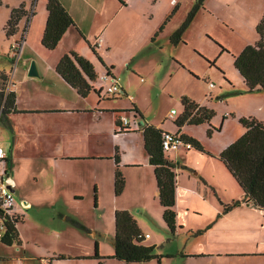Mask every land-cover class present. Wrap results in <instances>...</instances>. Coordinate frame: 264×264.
Instances as JSON below:
<instances>
[{"label":"rangeland","instance_id":"374dc122","mask_svg":"<svg viewBox=\"0 0 264 264\" xmlns=\"http://www.w3.org/2000/svg\"><path fill=\"white\" fill-rule=\"evenodd\" d=\"M198 2L199 0L188 7L182 4L176 21L185 22ZM204 2L207 5L206 10L203 9ZM202 4L186 29L187 32L185 31V41L178 49L172 51V59L163 60L153 49L144 50L132 63L138 66L125 67L121 71L122 74L116 76L120 85L126 87L128 96H117L119 99L112 100L113 96L106 94L105 90L101 91L102 96L109 99L106 102L117 106L123 111L121 114L128 117L132 131L139 129L140 121L137 113L132 112L134 107L140 110L147 124L164 132H178L175 121L184 112L183 97L214 111L215 115L211 121L214 129L210 135V125L207 123L197 126L184 125L180 132L181 135L196 139L205 152L183 147L176 152L167 153L168 159L178 165L176 172L180 194V201L177 199L179 226L175 233L171 234L164 223L154 170L148 159L146 165L141 164L147 158L143 134L113 133L119 151H134L140 161L139 169H133L121 161L126 188L118 197L115 195L114 185L110 190L106 187L100 193H95L94 181L99 185L105 180L107 182L109 178L113 181L111 171L114 173L116 167L114 161L90 166L73 163L61 165L38 157L37 150L30 149L20 153L19 158L14 160L12 170L14 179L16 178L29 194L28 198L25 193L15 194L18 207L21 206L23 198H27L29 204L27 208L19 207L24 216L23 222L18 224L24 246L19 248L17 243H13L11 247H5L0 243V255L23 256L27 250L28 257H65L61 261H55V264H126L113 259V242L115 213L118 210H127L137 223L141 234L144 237L148 235L144 245L154 246L155 254L160 258L144 264H222L223 259L195 255L205 249L206 237L203 238V233L210 227V222L206 223L210 211L200 200L208 202L210 188H216L220 195L239 192V186L219 159L220 152L236 134V128L231 125L222 130L221 126L224 116L228 114V121H235L242 127L236 108L242 107L244 98L248 95L243 91L245 87L234 67L233 56L238 55L245 43L257 39L255 24L257 23V26L260 22L257 15L264 11V0H203ZM250 7L252 8L249 9ZM254 8L256 14L253 12ZM239 20L246 24V28H243ZM231 27L234 31H231ZM15 41V38L6 37L0 27V59L4 58V53L11 54ZM32 43L31 37L30 44ZM115 45L114 42L113 46ZM36 46L43 48L41 40L37 41ZM222 48L229 53L222 52ZM102 75L95 82L98 84V90L101 86L111 84L110 81L104 82ZM210 84L213 87H210ZM91 96L98 101L97 95ZM173 109L177 112L176 120L170 118ZM109 116H113V112L108 113L107 118ZM107 126L104 121L103 130ZM12 140V131L0 123V144L6 142L3 147L9 150ZM225 176H228V181ZM199 183L201 190L198 189ZM204 185L207 186L209 196H205ZM193 193L200 198L197 200V207L202 204L201 211H193V214L188 215L186 203L182 201L192 197ZM212 198L213 203L221 209L220 215L231 211L225 212V205L214 195ZM63 216H67L68 220L65 221ZM232 217L239 218V213H233ZM179 221H189L190 226L182 225ZM259 225L261 224L258 223V227ZM96 244L101 250L100 260L93 258ZM40 259L37 258L33 264L40 263ZM224 260L228 264L241 261ZM219 261L221 262L217 263ZM247 262L250 263L249 260Z\"/></svg>","mask_w":264,"mask_h":264},{"label":"crops","instance_id":"0c3cea01","mask_svg":"<svg viewBox=\"0 0 264 264\" xmlns=\"http://www.w3.org/2000/svg\"><path fill=\"white\" fill-rule=\"evenodd\" d=\"M59 1L73 18L74 25L66 31L54 50H47L43 45L44 49L36 46L37 41L39 42L42 40L47 22V0H35L34 2L31 0H3V4L0 6V11H2L0 12V27L3 28L5 34V27L10 18L12 9L18 8L24 3L25 10L29 13L28 16L23 17L20 21L15 35L11 36V38H15L16 40L15 43L12 44L11 54L7 55L4 53V58L0 59V74L6 76V79L0 82L6 93H15V107L17 110L2 118L0 111V123H3L13 133L12 147H10L9 150L3 147V145H6V142L0 145L10 153L11 169L14 160L21 155L20 153H24L30 149L37 150L38 157L47 159L54 164L61 163L62 165V163H73L90 166L104 161H114L116 167L114 173L113 170L111 171L113 181L109 178L107 182L105 180L100 185L94 181L96 184L95 193H100L106 187L109 188V190L112 189L114 185L115 172L117 169L115 156L117 154L120 158L119 169L121 172V161L127 166H132L133 169L140 168V161H138L135 152H131L129 149L127 151L120 149V152L117 141L113 139L112 134H143L142 126L144 124H149L144 120L140 110L134 107L132 112L137 113L136 115L139 116V129L125 132L119 131V118L123 111L117 106H113L109 102H106V100L109 99L102 96L100 90L97 89L98 84H95L96 81L91 82L93 90L89 95L82 97L76 89L65 82L57 73L56 66L58 62L64 55L75 52L93 64L98 76L104 74L108 70L114 76H118L119 73L122 74L121 71H123L125 67L128 68V66L131 65L138 66L132 63H134L135 59L144 50L153 49L161 55L163 60H167L168 58L172 59V51L178 49L185 41L183 36L187 32L183 34L182 40L179 43L175 44L171 41V36L184 22L181 21L178 23L176 21L178 11L182 4L187 7L189 5L193 6L197 3V0ZM205 4V2L204 5L202 4L204 10H206L205 8L207 6ZM251 8L252 7L249 9ZM255 11L254 8L253 12L256 14ZM258 14L257 16H259V20H261L264 11ZM251 19L252 17L250 20ZM239 23L243 24V28H246L244 22L239 20ZM256 24L255 28L257 32ZM231 31H234L233 27H231ZM257 36V39L254 41L245 43V45H243L244 47H241L237 54L239 55L247 45L255 44L259 40L258 33ZM31 37L33 38L32 44H30ZM114 42L116 43L115 46H113ZM19 44L21 45L20 49L14 48L15 45ZM93 46L96 53L92 49ZM222 52L229 53L223 48ZM235 56H233V61ZM174 58L176 57L174 56ZM32 60H34L37 65L39 72L38 77L28 76ZM243 84L245 87L243 91H245L244 93L248 96L244 98L245 100L242 103V107L236 108L237 116L240 118H255L264 125V91L248 93L246 92L247 88L244 80ZM121 86L124 91H126V87L124 85ZM91 94L97 95L99 98L98 101L93 98ZM116 99L119 98H112V100ZM111 112H113V116L107 118V114ZM176 115L171 119L176 120ZM228 117L229 115L226 114L221 129L225 130L231 125L236 128V134L230 139L229 145L243 135L245 129L235 121H233V123L230 120L228 121ZM104 121L108 124L105 130H103L102 127ZM177 128L180 133L183 127L179 128L177 126ZM143 143L145 150V142ZM146 155V160L142 161L143 163L141 164L146 165L147 159L149 161L147 152ZM151 167L154 170L152 165ZM61 170H63V168ZM12 173L15 183L13 191L14 196L16 193H21V195L25 193L28 198L29 194H27V191L19 184L16 178L14 179L13 170ZM228 173L230 174L229 171ZM225 177L228 181V176ZM231 177L233 178L232 175ZM233 180L236 182L234 178ZM204 186L205 196H209L207 186ZM59 188V192L61 193V183ZM201 188L202 186L199 183L198 189L201 190ZM210 191L211 194L207 203L205 200H200L210 211L209 219L206 221V223L210 222V227L203 233V238L206 237L205 249L198 251L195 255L202 258L214 257L223 259L222 264H228L225 263L226 260L224 259H241V261H238L236 264H264V210L256 208L249 203L242 204L220 215L221 209L213 203L214 200L212 195L222 202L223 205H229L236 200L242 199L244 193L240 186L239 192L232 195H220L216 188H210ZM178 192L177 180L176 196L180 201V194ZM27 198H23V201L20 203L21 206L19 207H23L22 202H28ZM198 199H200L198 195L193 193L192 197L188 198L186 201H182L184 204L186 203L185 208L188 215L190 213L193 214V211H201L200 208L202 204L197 207ZM19 211L23 213L20 208ZM235 212L239 213V218L232 217ZM63 217L65 221L68 220L67 216ZM23 220L22 218L20 223H22ZM179 223L190 226L189 221L188 223L179 221ZM258 223L261 224L259 227ZM18 232L20 243H17V246L22 248L24 245L19 229ZM144 240L146 241L145 237ZM0 243L5 247H11V245H5L1 241ZM98 254L99 256L101 254L99 248ZM58 256L61 255L28 257L27 250H25L23 256L12 257L0 255V264H11V262L12 264H33L37 258H41V264H46L48 261L51 262V264H55V261H61L65 258H58ZM113 259L117 260L115 258ZM248 260L250 263L247 262ZM242 261L244 262L242 263Z\"/></svg>","mask_w":264,"mask_h":264},{"label":"trees","instance_id":"16d2710c","mask_svg":"<svg viewBox=\"0 0 264 264\" xmlns=\"http://www.w3.org/2000/svg\"><path fill=\"white\" fill-rule=\"evenodd\" d=\"M202 2L203 0H199L195 9L188 14L186 21L171 36L173 43L177 44L182 40L183 34L194 18L198 7L202 6ZM2 4L3 1L0 0V6ZM46 9L48 17L41 43L47 50H54L66 31L74 25V20L59 0H47ZM28 14L24 3L20 7L12 9L5 27L8 38L15 35L20 21ZM257 33L259 40L255 44L247 45L239 55L234 57V67L242 76L248 93L264 91V15L257 25ZM92 49L96 53L94 46ZM56 71L82 97L89 95L93 90L91 82L96 81L99 77L93 64L75 52L64 55L58 62ZM5 79L6 76L0 74V81ZM182 103L184 112L175 121V124L181 128L185 124L197 126L207 123L210 125L208 130L210 135L214 129L211 126L215 115L214 111L192 102L187 97H183ZM0 111L1 118L17 111L15 93H6L1 82ZM239 121L245 132L220 153L219 159L241 187L244 195L242 199L225 205L224 211L227 212L234 207L249 203L264 210V125L261 121L251 117H242ZM142 130L145 150L149 156L150 164L154 167L159 202L163 208V220L170 233L174 234L178 227L176 211V169L178 165L168 159L162 147V137L165 133L163 130L145 124L142 126ZM182 137L191 143L197 151L205 152L196 139L186 135H182ZM115 160L117 169L114 188L115 195L120 196L125 189L126 182L119 169L118 154L115 156ZM21 221L22 219L19 220V223ZM5 226V236L0 241L9 246L13 243H20L19 232L14 223H5ZM143 241L144 237L130 212L127 210L116 211L113 258L126 263H146L155 259L159 260V256L155 254V247L144 245ZM58 258H64V256L61 255ZM93 258L100 259L97 244ZM46 264H51V262L48 261Z\"/></svg>","mask_w":264,"mask_h":264},{"label":"built area","instance_id":"2783aa9c","mask_svg":"<svg viewBox=\"0 0 264 264\" xmlns=\"http://www.w3.org/2000/svg\"><path fill=\"white\" fill-rule=\"evenodd\" d=\"M20 47V44L14 46L16 49H20ZM101 79L104 82L110 81L111 84L105 87L101 86L100 92L105 90L106 94L113 97L127 95L120 85L118 78L109 70L102 75ZM210 87H213V85L210 84ZM175 115L176 110H172L170 118H174ZM119 120V131L125 132L132 129L131 122L127 116L121 114ZM162 147L166 154L176 152L183 147L188 150L193 148L192 144L184 140L179 132H165L162 137ZM14 187L15 183L13 180L12 169L10 167V153L0 145V240H2L5 236V223L8 224L13 222L17 227L19 220L23 218V214L19 211L14 192L12 190ZM27 207L28 205H23V208ZM145 238H148V235Z\"/></svg>","mask_w":264,"mask_h":264},{"label":"water","instance_id":"95a60500","mask_svg":"<svg viewBox=\"0 0 264 264\" xmlns=\"http://www.w3.org/2000/svg\"><path fill=\"white\" fill-rule=\"evenodd\" d=\"M28 76L29 77H38L39 76L37 65H36L34 60L31 61L29 71H28ZM12 190L14 191V188H12Z\"/></svg>","mask_w":264,"mask_h":264},{"label":"flooded vegetation","instance_id":"af4514ba","mask_svg":"<svg viewBox=\"0 0 264 264\" xmlns=\"http://www.w3.org/2000/svg\"><path fill=\"white\" fill-rule=\"evenodd\" d=\"M22 205H28L26 201L22 202Z\"/></svg>","mask_w":264,"mask_h":264}]
</instances>
